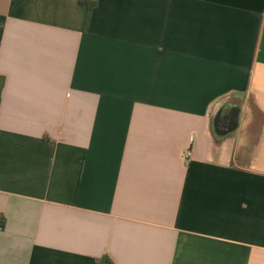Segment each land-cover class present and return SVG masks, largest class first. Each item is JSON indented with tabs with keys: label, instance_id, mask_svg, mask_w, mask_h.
Listing matches in <instances>:
<instances>
[{
	"label": "crops",
	"instance_id": "1",
	"mask_svg": "<svg viewBox=\"0 0 264 264\" xmlns=\"http://www.w3.org/2000/svg\"><path fill=\"white\" fill-rule=\"evenodd\" d=\"M81 1L0 0V264H264V0Z\"/></svg>",
	"mask_w": 264,
	"mask_h": 264
},
{
	"label": "trees",
	"instance_id": "2",
	"mask_svg": "<svg viewBox=\"0 0 264 264\" xmlns=\"http://www.w3.org/2000/svg\"><path fill=\"white\" fill-rule=\"evenodd\" d=\"M81 2H82V4H84V5L95 6V3H94V2L85 1V0H82ZM106 261H107V264H113V263L111 262V260H106Z\"/></svg>",
	"mask_w": 264,
	"mask_h": 264
},
{
	"label": "built area",
	"instance_id": "3",
	"mask_svg": "<svg viewBox=\"0 0 264 264\" xmlns=\"http://www.w3.org/2000/svg\"><path fill=\"white\" fill-rule=\"evenodd\" d=\"M190 154L189 150L185 152V156H188Z\"/></svg>",
	"mask_w": 264,
	"mask_h": 264
}]
</instances>
